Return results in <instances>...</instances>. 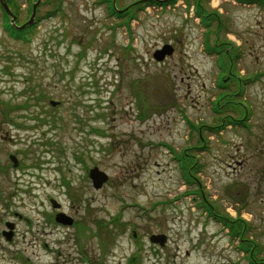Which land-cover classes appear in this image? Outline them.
Instances as JSON below:
<instances>
[{
    "label": "rangeland",
    "instance_id": "1",
    "mask_svg": "<svg viewBox=\"0 0 264 264\" xmlns=\"http://www.w3.org/2000/svg\"><path fill=\"white\" fill-rule=\"evenodd\" d=\"M16 1L20 22L29 20L38 0ZM41 1L27 41L6 33L0 8V109L15 118L14 125L0 117V138L8 133L5 148L16 149V139L42 163L19 176L33 197L21 193L15 208L35 229L26 233L22 221L24 244L17 239L9 253L29 264H250L238 237L201 203V189L222 215L248 222L246 239L264 259V79L245 96L250 130L193 132L190 123L215 126L224 116L214 109L219 57L207 49L217 41L193 6L120 0L121 8L140 4L136 19L120 22L109 0ZM208 9L230 15L219 42L244 45L239 71H263L264 21L231 0ZM167 44L174 54L159 63L153 55ZM201 137L205 151L190 152L200 166L190 186L179 154ZM94 167L109 176L99 190L89 178ZM46 196L81 221L78 228L45 226L43 209H53ZM152 235L167 244H152Z\"/></svg>",
    "mask_w": 264,
    "mask_h": 264
},
{
    "label": "flooded vegetation",
    "instance_id": "2",
    "mask_svg": "<svg viewBox=\"0 0 264 264\" xmlns=\"http://www.w3.org/2000/svg\"><path fill=\"white\" fill-rule=\"evenodd\" d=\"M144 1V3L149 2V0ZM158 1H161V4H166L167 6H174L180 2L184 5L193 6L195 14L199 18L200 23L205 25L206 30L208 31V37L212 38L213 36L217 41L213 42L215 47L214 54L218 55L219 52L222 53V67L224 72L222 73L221 77L223 87L222 97L220 100H222L221 106L223 108V111L225 112L224 117L225 119L231 120L232 122L241 123V125L249 127L248 122H250L252 119L253 107L248 102H246L245 96L249 88L264 79V70H259L254 73H251L248 76H244L242 72L239 71L238 66L240 62H242L245 58L246 49L244 45H242L241 43L235 45L233 42H231L225 37L223 39V43L219 42V38L222 34H220L221 30L226 31V33L228 31L229 33L231 19L230 15H221L220 11H213L212 9H208L209 5L213 4L214 0ZM231 2L233 5H236L242 10L255 11V15L257 16V22L259 24L263 23L264 0H231ZM120 6L121 3H117V7L119 8V10L125 9L121 8ZM125 12L126 11H124L122 15H124ZM221 16L223 17V20L221 19ZM129 17L130 16H126L124 20L127 21ZM215 21H217V25L214 24ZM19 22L20 20L18 21L17 16L16 23L18 26H21L23 23ZM222 23H224V26L222 25ZM219 25H221V30H219L218 28ZM262 39L264 40V37H262ZM248 40L249 39H247V41ZM236 65L238 67V70ZM0 117H2L3 122H9L11 124H14L13 121L15 118L12 119L11 115L7 114V112L5 111H2V109H0ZM21 117L23 118V116ZM241 125L238 126L240 127ZM227 126L232 127V124H228ZM6 135L7 136L1 135L0 138V264H29L21 258L17 259L14 256L13 252L9 253L8 248L13 246L17 239L19 245V224L22 221L26 224V233L32 234L35 229L34 222L28 216L26 217L24 214L17 211V208H19L20 206L17 205L16 201L21 198V193H23L25 196L33 197V195L30 193L32 189L24 188L23 186H21L23 184L20 183L21 177L19 176H23L30 169L41 168L42 163L40 160L34 162L31 161V154L29 153V151L21 147V143L16 139L14 140L12 138L13 141H11V146L15 147L16 149L5 148L6 141L4 139L11 138L8 133H6ZM59 152H61V150H59ZM197 158L198 156H196V159ZM46 199L53 209H43L42 218L45 220V226H50V224H52L58 227L78 228V226L81 224V221H77L74 216L67 213L63 209L62 205L55 199H53L52 196H46ZM26 233L21 236L23 238H26ZM32 238L33 240L31 241V243L37 242L36 237ZM20 243L22 245L24 244V242ZM41 245L43 246L42 248H49L48 241H41ZM19 248L21 250L26 249L25 247L23 249L20 246ZM4 250L5 253L7 252V257L4 255ZM27 260L30 261V258H27ZM98 264H101V262H99Z\"/></svg>",
    "mask_w": 264,
    "mask_h": 264
},
{
    "label": "trees",
    "instance_id": "3",
    "mask_svg": "<svg viewBox=\"0 0 264 264\" xmlns=\"http://www.w3.org/2000/svg\"><path fill=\"white\" fill-rule=\"evenodd\" d=\"M112 1L113 0H109L108 1L109 4H112ZM55 2H56V4L59 3L60 7H61L60 2H58V1H55ZM8 3L12 7V9L15 11V13L18 15L19 6L17 4V1L16 0H8ZM117 3H120V0H117ZM137 6L131 7L128 11V12H131L133 14L132 15L133 19L136 18V9H137L136 7ZM141 8H143V7H139L140 10H141ZM127 14H129V13H127ZM223 122H224L223 118H220L218 124L221 125V124H223ZM190 124L194 125V123H190ZM213 130L216 133L219 132V128H213ZM199 145L201 146V148H197L196 149L197 151L205 149V147H203V139L199 141ZM182 155L185 156L186 158L188 157L187 160H185L183 171H185L187 178H189L191 175H193V172H195V170H197L196 166L198 167V164L196 165L195 160H191L189 158L188 151L183 152ZM198 193L200 194V196L203 195V193L200 191V189L198 190ZM206 202H207V200L204 198L205 205H207ZM208 210L209 211H213V210L216 211V215L220 214L218 212V209L215 206L211 207V208L209 207ZM225 216L228 217L227 218L228 220L225 219V217L223 216L222 222L224 223L225 226L230 228L231 234L234 237L236 236L241 240L242 245L244 246V249L247 251V253L248 254L250 253L252 259H255V261H257L256 264H264V259L259 257V255L262 253V251L260 250V246H257L258 244L255 243L254 241L246 239V235L250 230V227H249L250 225L248 224V222L244 221L243 219H240L239 217L234 219V218L230 217L228 214H226ZM106 221L107 220L104 219V224H102V225L105 226V228H109V227H107V226H109V222H106ZM113 223H115V222L113 221Z\"/></svg>",
    "mask_w": 264,
    "mask_h": 264
},
{
    "label": "water",
    "instance_id": "4",
    "mask_svg": "<svg viewBox=\"0 0 264 264\" xmlns=\"http://www.w3.org/2000/svg\"><path fill=\"white\" fill-rule=\"evenodd\" d=\"M1 5L5 8V10L13 17L12 23L14 24V18L15 16H13L11 10L9 9V6L7 4L6 0H0ZM41 2V0H38L35 5L33 6V13L32 16L29 20V22H27L24 26H22L21 28H25L27 25H30L34 22V19L36 17V9H37V5ZM174 54V48L172 45H165L162 49L157 50L154 53V59L157 62H163L167 56H172ZM54 106L56 105V103H52ZM89 176L92 180V184L93 187L97 190L103 188V186L109 181V176L101 171L98 167H95L93 169L90 170ZM166 237L165 236H157V235H153L151 237V241L153 243H157L160 244L162 246L165 245L166 243Z\"/></svg>",
    "mask_w": 264,
    "mask_h": 264
},
{
    "label": "bare ground",
    "instance_id": "5",
    "mask_svg": "<svg viewBox=\"0 0 264 264\" xmlns=\"http://www.w3.org/2000/svg\"><path fill=\"white\" fill-rule=\"evenodd\" d=\"M215 1H218V2H219V0H214L213 3H215ZM216 5H217V4H216ZM190 159H194V158H193V157H190Z\"/></svg>",
    "mask_w": 264,
    "mask_h": 264
}]
</instances>
